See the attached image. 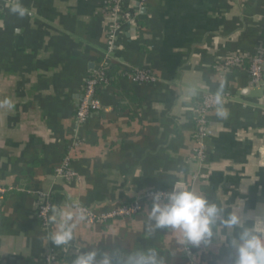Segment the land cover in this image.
I'll return each mask as SVG.
<instances>
[{"label":"crops","instance_id":"0c3cea01","mask_svg":"<svg viewBox=\"0 0 264 264\" xmlns=\"http://www.w3.org/2000/svg\"><path fill=\"white\" fill-rule=\"evenodd\" d=\"M107 3L0 0V184L11 189L0 198V264H43L50 253L71 264L78 251L93 249H152L162 264H227L231 230L214 229L208 245L182 244L175 230H149L152 203L134 217L77 222L62 247L49 240L55 226L37 217L38 192L57 207L78 204L100 215L177 182L225 214L242 207L264 215V87H249L244 70H213L231 55L257 52L264 0H125L138 15L112 67L147 71L153 81L133 83L126 74L100 92L102 112L80 128L70 156L79 182L55 177L85 79L105 49ZM224 93L230 99L208 114L199 165L191 159L193 109L204 95Z\"/></svg>","mask_w":264,"mask_h":264},{"label":"clouds","instance_id":"9594fccd","mask_svg":"<svg viewBox=\"0 0 264 264\" xmlns=\"http://www.w3.org/2000/svg\"><path fill=\"white\" fill-rule=\"evenodd\" d=\"M13 11L23 15L19 5ZM51 212L49 221L55 231L49 240L57 247L70 245L76 223L87 219V210L69 205L67 208L53 206ZM147 220L150 231L175 230L182 244L194 247L210 244L215 236L214 229H229L227 264H264V215L250 216L242 207L225 214L216 203L182 183L177 182L171 191L153 193ZM71 264H162V261L152 249L126 255H120L116 250L101 253L93 249L78 251Z\"/></svg>","mask_w":264,"mask_h":264},{"label":"built area","instance_id":"2783aa9c","mask_svg":"<svg viewBox=\"0 0 264 264\" xmlns=\"http://www.w3.org/2000/svg\"><path fill=\"white\" fill-rule=\"evenodd\" d=\"M145 0H141L144 3ZM107 15L109 17V26L106 33V45L104 52L97 66L92 69L81 90L80 99L76 104L74 111V121L76 131L73 139L68 145L66 154L55 169V177L74 184L79 182V177L72 169L71 152L81 144L80 128L92 117L98 116L102 112V105L99 100V94L107 91L110 87L106 70L112 67L113 56L119 48L120 38L124 34V28L135 23L138 15V8H132L125 3V0H108ZM216 73L226 74L231 71L244 70L247 74L249 87H264V26L262 40L257 52L254 55H231L220 61H217L213 67ZM133 83H147L153 81L152 76L144 70H132L125 73ZM230 99V93L224 94H206L196 103L193 109V133L192 139L194 148L192 151V161L201 165L206 157V140L209 137L208 114L219 105L224 104ZM10 189L0 184V198ZM155 192H167L162 190H150L133 201L122 203L117 210L94 214L91 209L87 210L88 225L103 224L109 220L125 219L141 215L146 204L152 203V195ZM36 213L38 219L47 225L51 209L55 206L48 194L37 193ZM77 206H80L77 204ZM56 255L50 253L44 258L43 264H57Z\"/></svg>","mask_w":264,"mask_h":264},{"label":"trees","instance_id":"16d2710c","mask_svg":"<svg viewBox=\"0 0 264 264\" xmlns=\"http://www.w3.org/2000/svg\"><path fill=\"white\" fill-rule=\"evenodd\" d=\"M106 75L109 79L110 86L117 85L118 78H125L126 75L123 71L118 70L116 67H110L106 70ZM110 88V87H109Z\"/></svg>","mask_w":264,"mask_h":264}]
</instances>
